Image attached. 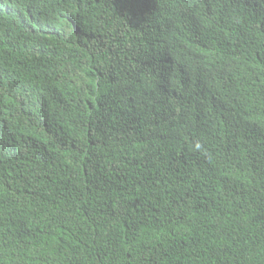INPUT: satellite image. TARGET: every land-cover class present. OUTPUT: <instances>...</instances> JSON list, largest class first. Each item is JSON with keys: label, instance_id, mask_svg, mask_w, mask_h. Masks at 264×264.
Masks as SVG:
<instances>
[{"label": "trees", "instance_id": "trees-1", "mask_svg": "<svg viewBox=\"0 0 264 264\" xmlns=\"http://www.w3.org/2000/svg\"><path fill=\"white\" fill-rule=\"evenodd\" d=\"M0 0V264H264V0Z\"/></svg>", "mask_w": 264, "mask_h": 264}, {"label": "clouds", "instance_id": "clouds-1", "mask_svg": "<svg viewBox=\"0 0 264 264\" xmlns=\"http://www.w3.org/2000/svg\"><path fill=\"white\" fill-rule=\"evenodd\" d=\"M136 1V0H135ZM135 1H134V3H135ZM165 0H162V3L164 2Z\"/></svg>", "mask_w": 264, "mask_h": 264}]
</instances>
